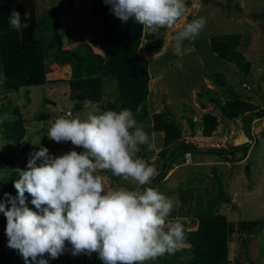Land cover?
<instances>
[{
    "label": "rangeland",
    "instance_id": "obj_1",
    "mask_svg": "<svg viewBox=\"0 0 264 264\" xmlns=\"http://www.w3.org/2000/svg\"><path fill=\"white\" fill-rule=\"evenodd\" d=\"M17 1L0 0V3L16 10ZM184 4V14L174 29L164 28L150 35L142 32L143 26L134 18L123 23L110 12V6L100 9L98 0H33L35 13L42 15L36 36L45 39L49 35V9L53 10L59 24L62 47L71 48L86 42L93 51L103 53L106 46L119 47L138 33L136 50L147 59L148 93L141 103L147 114L137 125L149 136L151 148L149 144L139 146L137 155L157 170L162 160V156L156 155L162 147V134L150 126L151 113L156 111H163L165 118L179 127L181 139L202 148L216 143L219 147H228L247 141L246 152L235 151L228 160L203 149L192 152L191 160L200 157L218 160L210 166L193 162L182 164V152H179L172 167L166 171L168 173L154 187L174 201L169 220H183L181 222L187 229L194 228L198 213L206 211L223 214L227 220L233 221V227L237 219H262V227L252 233L238 229L229 233L227 258L220 264H264V116L251 119V138H248L243 132L241 114L233 119L223 117L203 93L204 87H208V92L222 101L238 98L250 103L251 108L264 107V0H184ZM201 16L206 19L203 30L194 41L185 40L181 45L182 50L191 51L182 56L175 55V32L181 30L185 22ZM225 33H238L236 47L250 65L245 75L232 60L217 56L209 46L211 37ZM44 64L43 83L17 90L3 89L0 71V155L12 160L10 166L0 165L1 198H5V188L9 187L11 195H17L14 181L19 178V169H26L31 154L39 147H47L50 155H60L72 149L84 150L70 142L57 143L49 139V120L54 121L56 116L68 113L84 118L89 111L104 110L102 101L85 100L75 107L67 85L70 66L57 63L52 58L51 48L44 57ZM214 72L220 73V83L210 77ZM113 89V80L104 83L105 96L110 98ZM205 111L217 120L208 136L200 129L201 115ZM12 119L22 126L18 143L3 128L4 123ZM11 169L15 170V175L9 180ZM103 176L106 188L136 187L134 182L110 171L104 172ZM25 198L27 206L37 211L28 193ZM6 222V217L0 213V264H25L20 254L7 246ZM188 257L189 254L184 253L166 261L162 256L147 264H187ZM44 258L48 264H96V261L103 264L95 252L91 256L84 254L82 258L73 256L70 251L57 259L49 258L47 254Z\"/></svg>",
    "mask_w": 264,
    "mask_h": 264
},
{
    "label": "clouds",
    "instance_id": "obj_2",
    "mask_svg": "<svg viewBox=\"0 0 264 264\" xmlns=\"http://www.w3.org/2000/svg\"><path fill=\"white\" fill-rule=\"evenodd\" d=\"M103 2L121 22L134 18L143 26L142 32L150 35L174 29L185 11L184 0ZM30 20L28 11L22 19L13 9L9 25L20 31L29 27ZM205 24L202 16L185 22L173 36L174 54L190 52L181 49L183 41H194ZM48 123L49 139L70 141L84 150L50 155L47 147H39L26 169H19L14 181L17 195L4 193L7 199L0 200V213L7 221V246L25 264H48L45 254L57 259L66 251L73 256L95 252L103 264H147L181 248L183 224L179 219L169 220L174 201L149 186L158 172L137 155L140 145L149 144V136L130 109L89 111L84 118L68 113ZM106 171L136 187L106 188ZM25 193L37 211L27 206Z\"/></svg>",
    "mask_w": 264,
    "mask_h": 264
},
{
    "label": "trees",
    "instance_id": "obj_3",
    "mask_svg": "<svg viewBox=\"0 0 264 264\" xmlns=\"http://www.w3.org/2000/svg\"><path fill=\"white\" fill-rule=\"evenodd\" d=\"M98 5L102 10L110 6L106 5L103 0H98ZM16 11L20 13L22 19L25 11L31 14L29 27L20 31L10 27L9 16L12 10L8 5L0 3V71L2 74L1 85L4 90H17L19 87L43 83L45 81L44 57L51 48L52 58L57 63L70 66L67 85L75 107L85 100L102 101L104 110L130 109L136 122L142 121L147 114L141 103L148 93V71L146 57L136 50L138 33L129 42L119 47L106 46L103 53L93 51L86 42L66 48L62 47V39L58 31L59 24L53 10H48L50 32L45 39L36 36L42 15L35 13L33 0H18ZM210 39L211 50L219 57L232 60L242 75H245L250 65L236 47L239 42L238 33L220 34ZM210 77L214 82L220 83L222 81L218 72L212 73ZM110 79L114 82V89L109 98L103 92V85ZM208 91L209 88L204 87L203 93L208 95L209 100L223 117L233 119L241 114L243 132L245 136L251 138L249 122L254 117L264 116V107L251 108L250 103L238 98H225L222 101ZM164 114L163 111H156L150 116L151 128L154 131H160L162 134V147L158 149L156 154L162 156V160L157 170L158 175L152 179L149 185L151 187L160 181L166 171L172 167V161L179 152L184 150L193 152L203 149L216 154L222 160H228L235 151L245 153L248 148L247 141L228 147L208 146L205 148L197 146L192 141H184L180 138L179 127L165 118ZM216 123L215 116L205 111L201 115V133L205 136L210 135ZM3 128L6 134L15 143H18L22 129L20 123L12 119L6 121ZM11 163L12 160L9 157L0 155V165L10 166ZM209 173L212 175L211 171ZM14 175L15 170L11 169L8 179L11 180ZM218 182L220 184V180ZM5 191L11 194L10 187L5 188ZM28 198L30 201L32 200L29 194ZM6 199V197H0V200ZM232 224L233 221L227 220L223 214L210 211L199 212L195 219L194 228L187 229L183 225L184 242H187V245L181 246L174 254H165L164 258L166 261H171L184 253H188L187 264H220L227 258L229 233L234 229L248 230V233H252L262 227L263 221L258 218L237 219L235 227Z\"/></svg>",
    "mask_w": 264,
    "mask_h": 264
},
{
    "label": "crops",
    "instance_id": "obj_4",
    "mask_svg": "<svg viewBox=\"0 0 264 264\" xmlns=\"http://www.w3.org/2000/svg\"><path fill=\"white\" fill-rule=\"evenodd\" d=\"M205 152H203V153H201V156L204 154ZM213 154V153H212ZM191 155H192V152H191ZM214 155H216V154H214ZM217 156V155H216ZM212 159H201V157L200 158H196L195 160H192V162L194 163V164H196V165H203V166H210L209 164H212V162L214 163V162H217L218 160H214L213 159V161H211ZM168 173V172H167ZM166 173V174H167ZM164 177H165V175H164ZM182 222H183V220H181ZM183 225H184V223H183ZM186 228H187V226H186ZM185 245H187V242H183V244H182V246H185Z\"/></svg>",
    "mask_w": 264,
    "mask_h": 264
},
{
    "label": "built area",
    "instance_id": "obj_5",
    "mask_svg": "<svg viewBox=\"0 0 264 264\" xmlns=\"http://www.w3.org/2000/svg\"><path fill=\"white\" fill-rule=\"evenodd\" d=\"M218 145H219L218 143L215 144V146H218ZM181 162H182V164H189V163L192 162V160H191V151H189V150L182 151V160H181ZM152 187H154V186H152ZM83 255H84V253H81V254H78L77 256L79 258H82Z\"/></svg>",
    "mask_w": 264,
    "mask_h": 264
}]
</instances>
